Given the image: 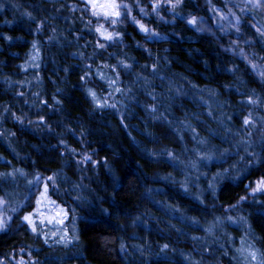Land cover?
I'll return each mask as SVG.
<instances>
[{"label": "trees", "instance_id": "trees-1", "mask_svg": "<svg viewBox=\"0 0 264 264\" xmlns=\"http://www.w3.org/2000/svg\"><path fill=\"white\" fill-rule=\"evenodd\" d=\"M207 2L0 0V197L71 233L4 264H264V15Z\"/></svg>", "mask_w": 264, "mask_h": 264}, {"label": "rangeland", "instance_id": "rangeland-1", "mask_svg": "<svg viewBox=\"0 0 264 264\" xmlns=\"http://www.w3.org/2000/svg\"><path fill=\"white\" fill-rule=\"evenodd\" d=\"M200 2L201 4H208L207 0H200ZM223 2L225 6L229 7V9H238L245 5L248 7H255L258 8V11L264 15V0H223ZM224 13L225 12L223 11L217 12V20L221 25L227 24L225 23L227 20L228 22H231V17ZM197 26L201 28L204 27L201 21H198ZM29 180L30 186L27 189H30L25 191L24 197L21 199L20 205L17 207V209H13L7 199L0 197V217L5 218L7 225L4 230L0 231V234L4 233L5 236H20L23 232L21 226L23 223L25 224L26 221L24 217L28 216L31 218L32 223L30 224L28 221H26L25 228L30 233H33V227H35V231L42 234L44 238H53L57 241H65V239L68 240L71 236V233L69 232V227L66 224L67 217L62 208L51 201L43 187H41L37 196H35V189H37L38 185L40 184L39 180L37 178H31ZM261 180H264V178L257 179L254 181V183L249 185L248 196L245 198L264 192L254 191V189L257 187V182ZM23 209H25V211H21ZM19 212L25 221L21 219H13L14 214H19ZM0 264H4L1 259Z\"/></svg>", "mask_w": 264, "mask_h": 264}, {"label": "snow or ice", "instance_id": "snow-or-ice-1", "mask_svg": "<svg viewBox=\"0 0 264 264\" xmlns=\"http://www.w3.org/2000/svg\"><path fill=\"white\" fill-rule=\"evenodd\" d=\"M114 7H116L115 5H114ZM115 15H119V13L118 12H115L114 13ZM191 23H195V19H193L192 21H191ZM141 28L144 30V31H147V29L146 28H144L143 27V25H141ZM106 38H108V39H111L112 37H111V35H109V36H107ZM253 67H255L254 65H253ZM93 95H94V93H93ZM249 121H245V123L247 124ZM49 179H51V178H49ZM45 190H47V186H45ZM254 191H264V180H261V181H259V182H257V187H256V189H254ZM24 219L26 220V221H28L30 224L32 223V221H31V218L30 217H28V216H26V217H24ZM6 221H5V218L4 217H0V231H2V230H4L5 228H6ZM33 231H35V227H33ZM166 247V246H165ZM251 255H252V258L253 259H255L256 257H255V253H251Z\"/></svg>", "mask_w": 264, "mask_h": 264}]
</instances>
